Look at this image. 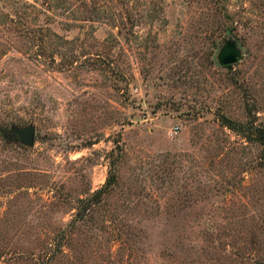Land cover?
Wrapping results in <instances>:
<instances>
[{"label": "rangeland", "instance_id": "rangeland-1", "mask_svg": "<svg viewBox=\"0 0 264 264\" xmlns=\"http://www.w3.org/2000/svg\"><path fill=\"white\" fill-rule=\"evenodd\" d=\"M223 115L263 120L264 0H0V264H264L263 146Z\"/></svg>", "mask_w": 264, "mask_h": 264}, {"label": "trees", "instance_id": "trees-1", "mask_svg": "<svg viewBox=\"0 0 264 264\" xmlns=\"http://www.w3.org/2000/svg\"><path fill=\"white\" fill-rule=\"evenodd\" d=\"M221 122L224 126L241 135L246 141L262 145V153L264 155V117L259 122H256V119H252L251 117H248L244 122H238L223 115ZM2 131L3 134L9 135L7 128H3ZM114 180V175L111 172L106 182L100 188L96 189L89 197L81 199L82 204L77 209L75 217L70 221L71 226L76 220L84 219L87 210L93 204L95 205L102 198V195L106 194L112 188Z\"/></svg>", "mask_w": 264, "mask_h": 264}, {"label": "water", "instance_id": "water-1", "mask_svg": "<svg viewBox=\"0 0 264 264\" xmlns=\"http://www.w3.org/2000/svg\"><path fill=\"white\" fill-rule=\"evenodd\" d=\"M240 57L241 51L234 43L225 44L217 56L218 62L223 66L237 62ZM10 133L19 142L26 145H33L35 141V127L33 124H28L23 127H11Z\"/></svg>", "mask_w": 264, "mask_h": 264}]
</instances>
